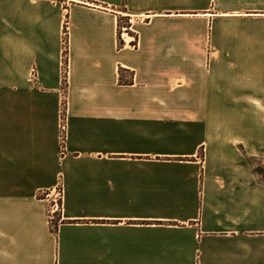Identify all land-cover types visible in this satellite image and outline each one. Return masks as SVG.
I'll return each mask as SVG.
<instances>
[{
    "label": "crops",
    "instance_id": "obj_1",
    "mask_svg": "<svg viewBox=\"0 0 264 264\" xmlns=\"http://www.w3.org/2000/svg\"><path fill=\"white\" fill-rule=\"evenodd\" d=\"M263 164L264 0H0V264H264Z\"/></svg>",
    "mask_w": 264,
    "mask_h": 264
},
{
    "label": "built area",
    "instance_id": "obj_2",
    "mask_svg": "<svg viewBox=\"0 0 264 264\" xmlns=\"http://www.w3.org/2000/svg\"><path fill=\"white\" fill-rule=\"evenodd\" d=\"M65 30H64V37H66V22H65ZM133 47H135V43H132ZM65 121L64 119L61 120V131L65 130ZM63 138V136H62ZM39 196L48 202V207H47V217L49 220V223L52 226H55L57 222L59 221V215L62 210V196H63V191L61 184H57L55 187L51 189H45L39 191Z\"/></svg>",
    "mask_w": 264,
    "mask_h": 264
},
{
    "label": "trees",
    "instance_id": "obj_3",
    "mask_svg": "<svg viewBox=\"0 0 264 264\" xmlns=\"http://www.w3.org/2000/svg\"><path fill=\"white\" fill-rule=\"evenodd\" d=\"M65 30V26H64ZM119 30H120V20H119ZM67 38L64 37V44H63V69H62V80L65 83L66 80V69H67ZM53 230L56 229V225L51 227Z\"/></svg>",
    "mask_w": 264,
    "mask_h": 264
},
{
    "label": "rangeland",
    "instance_id": "obj_4",
    "mask_svg": "<svg viewBox=\"0 0 264 264\" xmlns=\"http://www.w3.org/2000/svg\"><path fill=\"white\" fill-rule=\"evenodd\" d=\"M127 23H126V27H128L129 26V22L128 21H126ZM135 43V45H136V42H134ZM264 165V164H263Z\"/></svg>",
    "mask_w": 264,
    "mask_h": 264
}]
</instances>
